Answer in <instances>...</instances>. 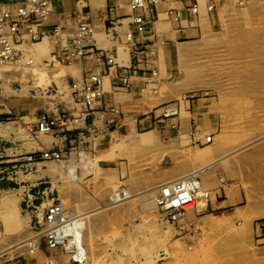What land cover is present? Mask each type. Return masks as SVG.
Masks as SVG:
<instances>
[{"label": "crops", "instance_id": "obj_1", "mask_svg": "<svg viewBox=\"0 0 264 264\" xmlns=\"http://www.w3.org/2000/svg\"><path fill=\"white\" fill-rule=\"evenodd\" d=\"M20 1L0 0L11 8ZM130 2L53 0L42 29L49 32L59 26L61 35L18 44L38 61L48 58L74 32L76 14L90 13L93 46L112 52L117 64L109 68L105 93L93 113L77 129L33 132L40 111L68 107L71 84L87 72L103 69L96 55L48 69L38 65L0 68V148L5 168L0 182L5 180L8 189L14 190L22 211L19 190L22 193L26 184L51 188L66 207L83 214L89 264L103 255L110 259L107 264L112 256H121L127 264H154L150 255L188 256L190 248H199L203 240L217 234L237 239L245 230L254 240L264 236L254 227L255 219L264 218V0H219L212 11L207 8L209 0H199L194 15L187 9L191 1L164 0L147 10L150 21L143 34L132 22ZM171 8L182 10V19H171L167 14ZM219 31L224 63L220 85L203 79L187 83L179 66V50L185 45L194 48L189 60L197 61L203 46L218 44L214 34ZM129 33L139 46L129 43ZM124 68L131 75L128 89L121 86ZM156 69L158 74L153 75ZM53 85L65 95L55 98L41 93V87ZM194 91L201 95L181 100ZM169 104H175L177 114L165 117ZM236 125L261 127L260 136L254 140L253 152L230 159L222 135L226 127ZM210 134L213 138L207 143L205 137ZM49 149L62 150L63 159L27 160L34 151ZM259 155L260 164L255 161L253 173L247 174L245 158ZM194 172L210 191L208 201L201 211L198 207L188 210L179 223H167L152 200L153 192L164 182ZM250 181L253 186L248 185ZM115 185L131 194L124 203L113 202ZM251 189L255 192L250 193ZM238 224L243 225L240 230L235 228ZM40 247L38 260L53 264V249L46 243ZM69 263V257L57 262Z\"/></svg>", "mask_w": 264, "mask_h": 264}, {"label": "built area", "instance_id": "obj_2", "mask_svg": "<svg viewBox=\"0 0 264 264\" xmlns=\"http://www.w3.org/2000/svg\"><path fill=\"white\" fill-rule=\"evenodd\" d=\"M84 1V0H79ZM164 0H131L130 7L134 11L132 22L139 34L147 30L150 21L147 10L156 7ZM191 5L187 8L191 14L199 11V0H189ZM219 0H209L207 8L212 11ZM53 0H21L15 8L0 2V68L4 66L26 67L41 66L45 69L57 64L84 61L91 55H96L103 62V69L87 72L79 81L73 82L69 88L68 107L52 106L40 111L36 116L37 134H54L56 132H68L78 126L93 113L96 103L105 93V77L109 68L117 64L115 55L107 50L96 48L92 44L95 35L94 25L90 19V13L79 11L76 14V27L66 42H61L59 48L54 50L48 58L38 61L28 51L18 48V44L25 42H40L47 37L57 38L63 31L57 26L52 31L42 29L46 20L50 17ZM169 17L179 21L183 17L180 9H169ZM129 43L139 46L133 38V33L127 35ZM153 75L158 71L153 70ZM121 86L128 89L132 86L131 75L127 69L121 73ZM144 90L146 89L143 88ZM42 94L55 98L65 95L63 89L57 85L41 87ZM199 92H189L182 96L181 100L196 99ZM55 105V103H54ZM164 116L177 114L175 104L167 105ZM213 136L206 135L207 143ZM0 154L2 151L0 148ZM64 157L62 150L34 151L28 156V161L52 160L61 161ZM1 170L0 172H3ZM127 175H123V179ZM125 197L127 190L122 185L116 193ZM115 191L113 194H116ZM125 195H124V194ZM117 195H112L114 201ZM22 207L31 217V227L36 235H42L47 245L53 249H60L69 256V264H88L87 248L85 244L86 219L81 213H77L66 207L65 203L53 195L51 188H36L35 185H24L21 193ZM210 197V191L203 186L198 172L191 173L179 179L169 181L161 185L155 194V202L158 210L164 215V220L169 224L179 223L187 211ZM31 246V249H34ZM32 251V250H31ZM33 252V251H32Z\"/></svg>", "mask_w": 264, "mask_h": 264}, {"label": "rangeland", "instance_id": "obj_3", "mask_svg": "<svg viewBox=\"0 0 264 264\" xmlns=\"http://www.w3.org/2000/svg\"><path fill=\"white\" fill-rule=\"evenodd\" d=\"M214 37L217 38L216 41L218 44L203 46L202 53L199 54L197 61L191 62L189 60V56L193 53L194 48H189V50L186 51L180 50L181 52L179 54L182 58L179 66L183 71L182 76L187 83L191 80L193 82H199L200 79H203V81L207 80L210 82H216L217 85H220L224 65L222 60L223 49L220 44V31L219 33L214 34ZM188 47L189 45L182 46V48ZM227 53L228 52L226 51L225 54L227 55ZM225 64L227 66V63ZM195 71L197 74H195ZM209 90L213 91L214 88ZM225 130L226 133L223 132L224 135H222L224 141L223 143L229 147L228 155L230 159H236L240 156V153L254 151L256 147L254 140L260 136L259 132L261 127L236 125L226 127ZM222 131H224L223 128ZM236 150L239 151L234 153ZM3 160L4 157L0 154V171L5 170L3 167ZM261 160V155H259L258 158L253 156L251 158L246 157L245 161L247 174L248 172L253 173L255 161H258L259 165ZM4 174V171L0 172V178ZM248 185L253 186L254 183L250 181ZM4 188L6 190H3ZM8 188L9 185L5 180L0 182V264H49L46 262V259L39 258L38 260V250L40 249L32 252L30 245L19 246L20 249L19 247L10 248L26 237L28 238L31 235H36V232L31 227L30 215L26 214L19 208V205L13 196L14 190L12 191ZM5 191H8L9 193L5 195V193H3ZM254 192L255 190H250V193ZM19 194L21 195V190H19ZM208 199L203 200L202 205H204ZM10 212H14V215L17 213L18 216L14 217V215H10ZM242 226L243 225H239L235 228L236 230H240ZM254 227L257 232L264 231V218L255 219ZM166 229L168 230L167 227ZM196 236H199V234L197 233ZM37 242L39 246L46 243L45 239H40ZM190 250L192 251L191 254L181 257H174L168 253L150 255V257H152L150 262L154 264H162L163 262L168 264H264V236H257L254 240L251 238L250 232L245 230L240 232L237 239L234 237L226 238L223 237V234H217L213 238L203 240V243L199 248L193 246ZM53 251L54 255L50 257L51 260H53V264H57L58 259L60 258L69 257L67 254V256H64V252L60 249H53ZM36 257L37 259H35ZM108 261H110V259H108V255H103L100 259L93 261V263L107 264ZM111 264L127 263L121 256L118 258L112 256ZM131 264L142 263L139 262Z\"/></svg>", "mask_w": 264, "mask_h": 264}, {"label": "bare ground", "instance_id": "obj_4", "mask_svg": "<svg viewBox=\"0 0 264 264\" xmlns=\"http://www.w3.org/2000/svg\"><path fill=\"white\" fill-rule=\"evenodd\" d=\"M186 50H189V48L181 49V51H186ZM181 51L179 50V53H180ZM60 69H61V68H60ZM40 84H41V83H40ZM153 136H154V135H153ZM184 136H185V135H184ZM146 137H147V136H146ZM150 138H151V137H150ZM155 139H156V138H155ZM155 139H154V140H155ZM148 140H149V139H148ZM133 142H134V140H133ZM147 142H148V141H147ZM145 143H146V142H145ZM118 144H119V143H118ZM118 144H117V145H118ZM246 146H247V145H246ZM246 146H245V147H246ZM243 148H244V147H243ZM238 151H239V150H236L234 153H236V152H238ZM232 154H233V153H232ZM113 155H114V154H113ZM209 164H210V163H209ZM58 169H59V168H58ZM50 173H51V172H50ZM56 174H57V173H56ZM53 175H54V174H53ZM170 181H171V180H170ZM167 182H168V181H167ZM164 183H165V182H164ZM161 184H163V183H161ZM115 186L117 187V185H115ZM123 187H124V186H123ZM118 188H119V185H118V187L114 190L115 193H116V191L118 190ZM148 189L150 190V188H148ZM126 190H127V188H126ZM152 190H153V189H152ZM152 190H151V191H152ZM114 191H113V192H114ZM144 191H145V190H144ZM157 191H158V189H157ZM121 192H122V191H121ZM121 192L118 191V193H116V194H113V193H112L113 195H117L116 198H115V200L113 201L114 203H117V202L123 201L124 199H127V198L131 197V194H130L128 191L126 192L127 195H125L126 193H125V194L123 193V194L125 195V197H123V196L120 194ZM3 193H5V195H6V194H8L9 192H8V191H5V192H3ZM148 194H150V192H149ZM9 195H10V194H9ZM153 195H154V198H153L152 200L154 201V203H155V205H156V202H155V194H154V192H153L152 196H153ZM111 196H112V195H111ZM140 196L142 197V196H144V195H140ZM147 196H148V195H147ZM147 196H146V197H147ZM133 197H134V195H133ZM4 198H5V197H4ZM10 198H11V197H10ZM12 198H13V197H12ZM7 200H9V199H7ZM152 200H150V201H152ZM125 201H126V200H125ZM147 201H148V200H147ZM153 201H152V202H153ZM108 202H109V201H108ZM152 202H151V203H152ZM111 203H112V202H111ZM114 203H113V204H114ZM122 203H124V201H123ZM143 203H144V201H143ZM148 203H149V201H148ZM148 203H147V204H148ZM151 203H150V204H151ZM154 203H153V204H154ZM120 204H121V203H120ZM145 204H146V202H145ZM147 204H146V205H147ZM150 204H148V205H150ZM101 205H102V204H101ZM148 205H147V206H148ZM151 205H152V204H151ZM199 205H200V206H199ZM199 205H197L196 207L199 206L198 208H199L200 210L203 209L202 204L200 203ZM105 206H106V205H105ZM109 206H110V205H109ZM153 206H154V205H153ZM99 207H102V206H99ZM114 207H115V206H114ZM151 207H152V206H151ZM156 207H157V205H156ZM97 208H98V207H97ZM104 208H107V207H104ZM149 208H150V206H149ZM94 209H95V208H94ZM94 209H93V210H94ZM97 210H98V209H97ZM99 210H100V209H99ZM189 210H190V209H189ZM16 212H17V211H16ZM92 212H93V211H92ZM92 212H91V214H92ZM94 212H95V211H94ZM88 214H89V213H88ZM186 214H188V213H186ZM10 215H14V212H10ZM16 216H18L17 213H16V215H14V217H16ZM86 216H87V214H86ZM88 216H90V215H88ZM257 216H258V215H257ZM88 218H89V217H88ZM19 219H20V218H19ZM25 219H26V218H25ZM86 219H87V218H86ZM27 220H28V219H27ZM87 221H88V220H87ZM88 229H90V228H88ZM88 232H89V231H88ZM88 232H87V233H88ZM91 233H92V231H91ZM88 234H89V233H88ZM89 235H90V234H89ZM40 239L43 240L44 237H43L42 235H39V234H37V235H31L30 237H28V238L26 237L25 239H23V240H21L20 242H18L16 245L11 246L10 248H14V247L16 248V247H19V246H24V245L27 246V245H30V247H31V246H34V247H35L34 249H31L32 251H35V250L40 249V246H39V244H38V242H37V241L40 240ZM45 241H46V240H45ZM48 247H49V246H48ZM10 248H9V249H10ZM49 248H50V247H49ZM49 248H48V249H49ZM19 249H20V247H19ZM50 249H53V248H50ZM14 250H15V249H14ZM16 250H17V249H16ZM3 251H4V250H3Z\"/></svg>", "mask_w": 264, "mask_h": 264}]
</instances>
